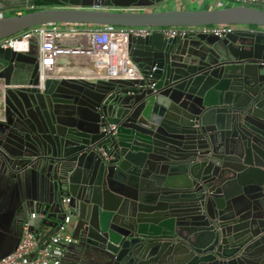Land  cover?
<instances>
[{
  "label": "water",
  "instance_id": "obj_1",
  "mask_svg": "<svg viewBox=\"0 0 264 264\" xmlns=\"http://www.w3.org/2000/svg\"><path fill=\"white\" fill-rule=\"evenodd\" d=\"M167 1L0 0L34 8L0 17V39L55 23L243 26L128 36L116 75L41 80L21 40L0 47L6 149L41 174L37 213L55 229L70 216L98 264H264V10H147Z\"/></svg>",
  "mask_w": 264,
  "mask_h": 264
},
{
  "label": "crops",
  "instance_id": "obj_2",
  "mask_svg": "<svg viewBox=\"0 0 264 264\" xmlns=\"http://www.w3.org/2000/svg\"><path fill=\"white\" fill-rule=\"evenodd\" d=\"M224 6L227 5L223 0H169L163 5L147 8V10H197L215 9ZM33 9L29 5L24 8L0 10V17L20 14ZM91 27L93 26L81 25L79 29L88 30ZM242 27L236 25L234 29ZM25 33L18 34V40H21L20 50L37 56L36 38ZM26 37L33 42V45L22 43L23 38ZM124 39H121V43L125 41ZM89 42V38L82 34L70 35L66 39L58 41L60 45L65 47L85 48L90 46ZM90 62V59L85 55L62 54L57 57V63L52 73L54 75L77 76L116 75L124 73L129 66L125 51L118 48L107 62L99 65L95 64L94 69L91 67ZM2 95L3 84L0 81V119H2ZM7 147L13 149L10 142L6 141L5 135L0 132V258L15 249L24 222H29L31 231L37 235L41 244H45L55 230L53 217L47 216L50 215V210L46 212V215H41L37 213L34 207V204L42 199L45 194L41 174L35 167L18 165L15 159L12 158L11 152L6 149ZM31 213H36V217L31 218ZM69 230L71 233L72 228L70 227ZM60 264H98V262L95 255L88 248L73 241L65 247Z\"/></svg>",
  "mask_w": 264,
  "mask_h": 264
},
{
  "label": "built area",
  "instance_id": "obj_3",
  "mask_svg": "<svg viewBox=\"0 0 264 264\" xmlns=\"http://www.w3.org/2000/svg\"><path fill=\"white\" fill-rule=\"evenodd\" d=\"M227 6L240 5L255 7L264 10V0H223ZM76 24H46L32 27L24 32L37 40L38 71L41 80L45 76L54 75L53 69L57 57L61 54L85 55L90 59L91 67L95 64L107 62L115 50L121 49L126 54V40L128 36L145 37L154 32H159L165 37L184 36L187 33L201 31L223 36L234 30V25H204V26H98L88 30H81ZM23 33V32H22ZM86 35L89 38V47H65L58 43L70 35ZM125 41L121 43V39ZM18 40V35L0 39V47L13 48ZM118 45V46H117ZM116 46V47H115ZM126 59L129 62L127 56ZM128 66V67H129ZM128 70V69H126ZM126 72V71H125ZM131 72V70L129 71ZM115 125L109 124L103 131L115 133ZM104 154V153H103ZM68 198L64 199L67 202ZM31 218L36 213H31ZM70 216H65L56 227L45 244H41L37 235L31 229L29 222H24L21 227V236L15 249L0 258V264H60L65 247L73 242L70 233Z\"/></svg>",
  "mask_w": 264,
  "mask_h": 264
},
{
  "label": "rangeland",
  "instance_id": "obj_4",
  "mask_svg": "<svg viewBox=\"0 0 264 264\" xmlns=\"http://www.w3.org/2000/svg\"><path fill=\"white\" fill-rule=\"evenodd\" d=\"M171 3H173V2H171ZM23 42L28 43V44H30V45H33V42H31V40H30L28 37L23 38L22 43H23Z\"/></svg>",
  "mask_w": 264,
  "mask_h": 264
},
{
  "label": "bare ground",
  "instance_id": "obj_5",
  "mask_svg": "<svg viewBox=\"0 0 264 264\" xmlns=\"http://www.w3.org/2000/svg\"><path fill=\"white\" fill-rule=\"evenodd\" d=\"M124 40H125V39H124ZM81 41H82V40H81ZM87 42H88V41H87ZM83 43H84V42H83ZM83 43H82V44H83ZM89 43H90V42H89ZM61 55H62V54H61ZM70 56H71V55H70ZM82 61H83V60H82ZM106 64H107V63H106Z\"/></svg>",
  "mask_w": 264,
  "mask_h": 264
}]
</instances>
